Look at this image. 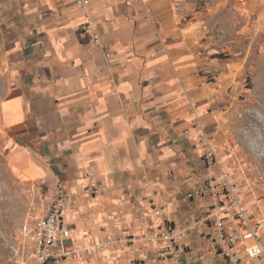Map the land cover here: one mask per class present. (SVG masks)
<instances>
[{"label":"crops","instance_id":"crops-1","mask_svg":"<svg viewBox=\"0 0 264 264\" xmlns=\"http://www.w3.org/2000/svg\"><path fill=\"white\" fill-rule=\"evenodd\" d=\"M86 1L0 0V134L9 166L61 187L72 201L66 223L82 245L188 225L213 206L211 192L187 196L210 178L195 123L221 138L205 105L208 28L188 17L183 0ZM87 186L98 193L84 194ZM215 229L207 222L179 239L181 264H231L216 250Z\"/></svg>","mask_w":264,"mask_h":264},{"label":"rangeland","instance_id":"rangeland-1","mask_svg":"<svg viewBox=\"0 0 264 264\" xmlns=\"http://www.w3.org/2000/svg\"><path fill=\"white\" fill-rule=\"evenodd\" d=\"M183 1L188 17L208 28L205 38L210 41L213 62L205 80L212 88L205 105L220 122L219 133L214 135L217 139L221 135L217 144L221 168L239 186L253 218L261 222L264 246V0ZM232 64L239 69L231 70ZM5 151L0 134V264H37L34 228L61 187L50 179L34 182L13 171ZM66 212L68 207L64 209L67 222ZM192 236L199 257L202 240L197 232ZM71 237L73 242L65 246L73 244L83 253L69 264H147L157 256L154 234L139 239L113 237L87 245L75 234ZM109 240L102 251L95 249ZM108 249L118 253L107 258L104 252ZM129 249L132 253L124 255ZM181 260L166 263L158 259L162 264H181ZM218 263L228 264L225 260Z\"/></svg>","mask_w":264,"mask_h":264},{"label":"built area","instance_id":"built-area-1","mask_svg":"<svg viewBox=\"0 0 264 264\" xmlns=\"http://www.w3.org/2000/svg\"><path fill=\"white\" fill-rule=\"evenodd\" d=\"M77 3L88 5L86 0H78ZM93 40L95 46H101L98 33H94ZM194 127L198 130L199 142L203 149V162L210 178L203 187L194 188L187 196L202 198L211 192L213 206L209 213L188 225L175 226L170 222L163 223L161 231L154 238V241L160 244L156 251L157 257L163 262L181 260L184 252L178 244L179 239L187 238L199 225L213 222L216 225L214 230L216 250L231 264H264L261 222L251 216L239 186L221 168L214 136L207 132L201 122H196ZM82 191L87 195L98 193L97 189L88 186ZM71 202V198L60 190L57 199L48 205L37 221L34 228L36 237L34 257L37 264H69V260L76 254L83 253L74 246H65V242L71 237V230L64 219V209L69 207ZM110 243V240L106 244L99 243L95 249L102 251Z\"/></svg>","mask_w":264,"mask_h":264}]
</instances>
